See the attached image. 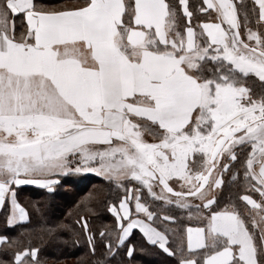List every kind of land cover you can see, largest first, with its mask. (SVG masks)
Returning a JSON list of instances; mask_svg holds the SVG:
<instances>
[{
  "label": "snow or ice",
  "instance_id": "6c2138e0",
  "mask_svg": "<svg viewBox=\"0 0 264 264\" xmlns=\"http://www.w3.org/2000/svg\"><path fill=\"white\" fill-rule=\"evenodd\" d=\"M86 173L122 193L52 222L18 199ZM0 209L32 225L0 264H46L33 240L62 232L77 264H264V0H0Z\"/></svg>",
  "mask_w": 264,
  "mask_h": 264
},
{
  "label": "trees",
  "instance_id": "16d2710c",
  "mask_svg": "<svg viewBox=\"0 0 264 264\" xmlns=\"http://www.w3.org/2000/svg\"><path fill=\"white\" fill-rule=\"evenodd\" d=\"M50 6H62L65 3L74 4L78 0H45ZM82 2V0H79ZM194 0H190L193 3ZM73 177V178H71ZM93 191H103L109 200L115 201L123 190L108 191V185L101 177L94 175H74L62 178V182L57 186L54 193L48 194L35 186H22L18 190V199L20 203L31 211V205L39 202L44 209L49 221L62 220L66 217L69 209L87 193ZM229 189L225 186V195ZM147 194L145 193V196ZM98 214L92 218L94 228H100L104 224L111 225L113 217L103 206H98ZM6 210L0 209V235L17 237L25 233V229L32 227L31 224H22L15 227H9L6 223ZM36 217L33 216L32 224H35ZM184 221H178L177 226L183 228ZM133 243L139 244V234L136 233L131 237ZM25 242H27L25 234ZM34 244H40L41 256L46 258V264H58L61 261L70 260L72 264H77L78 259L87 255L88 249L86 243L81 241L75 243L73 237L67 233L59 234L58 239L48 240L41 244L39 240H33ZM166 257L157 251L149 249L140 251L137 247L131 261L123 254L116 256L112 264H166Z\"/></svg>",
  "mask_w": 264,
  "mask_h": 264
},
{
  "label": "rangeland",
  "instance_id": "374dc122",
  "mask_svg": "<svg viewBox=\"0 0 264 264\" xmlns=\"http://www.w3.org/2000/svg\"><path fill=\"white\" fill-rule=\"evenodd\" d=\"M80 175H82V174H80ZM83 175H94V176H96L95 174H93V173H86V174H83ZM76 176V175H75ZM97 177V176H96ZM71 178H73V177H71ZM73 263V261H69V262H67V261H61V262H59L58 264H72Z\"/></svg>",
  "mask_w": 264,
  "mask_h": 264
},
{
  "label": "crops",
  "instance_id": "0c3cea01",
  "mask_svg": "<svg viewBox=\"0 0 264 264\" xmlns=\"http://www.w3.org/2000/svg\"><path fill=\"white\" fill-rule=\"evenodd\" d=\"M255 78H253L254 80ZM252 86L256 89V90H259V82L258 81H255V83L252 84Z\"/></svg>",
  "mask_w": 264,
  "mask_h": 264
}]
</instances>
